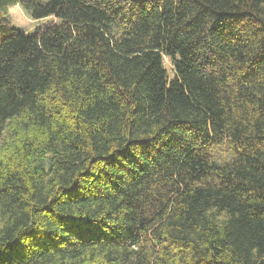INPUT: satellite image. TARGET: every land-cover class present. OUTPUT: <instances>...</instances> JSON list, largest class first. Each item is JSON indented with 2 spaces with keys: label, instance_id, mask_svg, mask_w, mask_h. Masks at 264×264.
Returning a JSON list of instances; mask_svg holds the SVG:
<instances>
[{
  "label": "trees",
  "instance_id": "trees-1",
  "mask_svg": "<svg viewBox=\"0 0 264 264\" xmlns=\"http://www.w3.org/2000/svg\"><path fill=\"white\" fill-rule=\"evenodd\" d=\"M0 31V264H264V0H0Z\"/></svg>",
  "mask_w": 264,
  "mask_h": 264
},
{
  "label": "rangeland",
  "instance_id": "rangeland-1",
  "mask_svg": "<svg viewBox=\"0 0 264 264\" xmlns=\"http://www.w3.org/2000/svg\"><path fill=\"white\" fill-rule=\"evenodd\" d=\"M9 16L12 24L25 32H34L37 27L44 28L56 22V19L53 17L45 18L39 21L32 20L20 6L11 7L9 10ZM3 34L4 33L0 31V37ZM166 65L169 69H171V65L168 60H166Z\"/></svg>",
  "mask_w": 264,
  "mask_h": 264
}]
</instances>
